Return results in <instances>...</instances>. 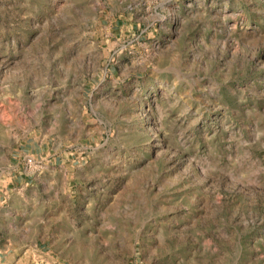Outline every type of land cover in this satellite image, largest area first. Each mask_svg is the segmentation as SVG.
I'll return each mask as SVG.
<instances>
[{
    "label": "rangeland",
    "instance_id": "obj_1",
    "mask_svg": "<svg viewBox=\"0 0 264 264\" xmlns=\"http://www.w3.org/2000/svg\"><path fill=\"white\" fill-rule=\"evenodd\" d=\"M0 188V264H264V0H0Z\"/></svg>",
    "mask_w": 264,
    "mask_h": 264
},
{
    "label": "crops",
    "instance_id": "obj_2",
    "mask_svg": "<svg viewBox=\"0 0 264 264\" xmlns=\"http://www.w3.org/2000/svg\"><path fill=\"white\" fill-rule=\"evenodd\" d=\"M20 164H21V162H20ZM20 164L18 166H17V164L13 166L14 171H15L13 178L15 180L14 181L11 180V181L13 184L15 182L19 186H22L25 191H23V192H19V191L18 192H12V194H11L12 196L8 195V197H11V198L20 197L23 201L28 202V201H32V200L39 199V198L40 199L45 198L44 192L46 193V197L51 196V194L53 193V190L58 185V183L54 180V178L52 176H48L46 174H41L38 177L31 176L30 174H28L26 172V170L24 168L22 169L23 166L21 167ZM34 181L35 182L38 181L40 184H39V188H37V190L33 192L32 191L33 186H31V183H33ZM29 187H30V189H29ZM27 189H29L30 191H26ZM0 190H1V188H0ZM16 193H19V194H17V196H16ZM14 210H17V209H14ZM17 213L18 212L15 211V212H13V215L16 216ZM5 217H6V215L0 209V226L5 223L4 222ZM16 224H21V220L16 221Z\"/></svg>",
    "mask_w": 264,
    "mask_h": 264
},
{
    "label": "built area",
    "instance_id": "obj_3",
    "mask_svg": "<svg viewBox=\"0 0 264 264\" xmlns=\"http://www.w3.org/2000/svg\"><path fill=\"white\" fill-rule=\"evenodd\" d=\"M25 170L28 174H37L44 168V164L33 155H26L23 161Z\"/></svg>",
    "mask_w": 264,
    "mask_h": 264
}]
</instances>
